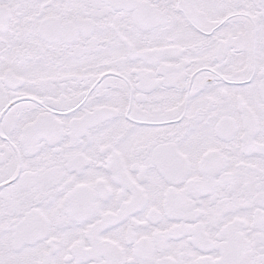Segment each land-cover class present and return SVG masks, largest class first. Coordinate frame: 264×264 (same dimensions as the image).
<instances>
[{"label": "snow or ice", "instance_id": "snow-or-ice-1", "mask_svg": "<svg viewBox=\"0 0 264 264\" xmlns=\"http://www.w3.org/2000/svg\"><path fill=\"white\" fill-rule=\"evenodd\" d=\"M0 264H264V0H0Z\"/></svg>", "mask_w": 264, "mask_h": 264}]
</instances>
